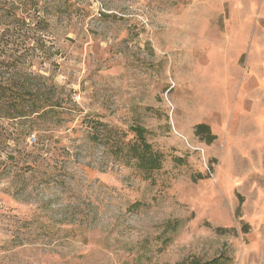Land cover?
Listing matches in <instances>:
<instances>
[{
	"label": "rangeland",
	"instance_id": "374dc122",
	"mask_svg": "<svg viewBox=\"0 0 264 264\" xmlns=\"http://www.w3.org/2000/svg\"><path fill=\"white\" fill-rule=\"evenodd\" d=\"M20 55L62 115L0 120V264H264V0H0V62ZM93 121L144 127L163 170Z\"/></svg>",
	"mask_w": 264,
	"mask_h": 264
},
{
	"label": "trees",
	"instance_id": "16d2710c",
	"mask_svg": "<svg viewBox=\"0 0 264 264\" xmlns=\"http://www.w3.org/2000/svg\"><path fill=\"white\" fill-rule=\"evenodd\" d=\"M17 22L22 26L27 25L26 19L17 17H13L11 23L6 24L13 25ZM2 37L4 38V35ZM2 58L0 67L5 69V72L0 73V77L5 75L9 79L4 76L2 79L0 78V120L25 121L34 117L30 126L24 129V134L26 132V135L29 136L33 132H43L44 130L39 129L35 124L37 121L50 116L56 120L60 119L59 109L62 107L59 105V99L54 98V93L51 90L34 86L33 80H25L21 83L13 80L11 76L16 75L20 67L21 55L16 59L5 56ZM15 70L16 73L14 74ZM93 123L90 140L100 143L122 165L143 174L145 180H153L154 176L163 170L166 161L165 154L149 142V133L144 127L133 126L128 131H124L109 127L101 122L95 123L93 121ZM195 134L208 144L217 139L210 127L205 124L197 125ZM42 138L41 141H44ZM180 162L183 161L180 160ZM186 264H234V261L227 255H219L206 261L194 258Z\"/></svg>",
	"mask_w": 264,
	"mask_h": 264
}]
</instances>
